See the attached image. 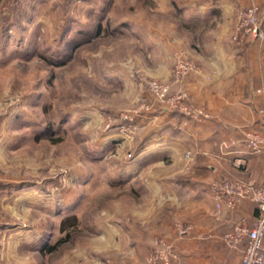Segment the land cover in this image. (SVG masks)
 Segmentation results:
<instances>
[{
	"label": "rangeland",
	"instance_id": "374dc122",
	"mask_svg": "<svg viewBox=\"0 0 264 264\" xmlns=\"http://www.w3.org/2000/svg\"><path fill=\"white\" fill-rule=\"evenodd\" d=\"M255 1L264 8V0ZM250 3L0 0V264H133L130 239L143 238L146 264H165L151 261L155 256L181 263L169 237L184 240L213 214L193 211L187 194L172 207L155 190L161 178L169 189L173 177L208 184L194 181L196 160L135 170L158 111H181L156 99L150 85L168 84V97L186 96L194 107L174 88L180 56L198 70L184 45L207 15L222 23L231 5L234 33ZM180 225L191 229L180 236Z\"/></svg>",
	"mask_w": 264,
	"mask_h": 264
},
{
	"label": "crops",
	"instance_id": "0c3cea01",
	"mask_svg": "<svg viewBox=\"0 0 264 264\" xmlns=\"http://www.w3.org/2000/svg\"><path fill=\"white\" fill-rule=\"evenodd\" d=\"M229 9L232 11L222 23L217 14L207 15V24L184 45L188 55L196 61L198 70L174 87L176 90L183 88L189 96V103L204 110L207 116L195 119L181 111H158L154 127L145 134L148 140L139 146L132 163L135 170L152 163L180 164L185 161L186 152H199L191 174L200 177L194 181L202 180L208 187L190 186L188 182L180 183L178 177H173L170 189L166 186L169 181L161 178V187L155 190L157 196L167 197L163 200L165 204L170 199L172 207H179L180 196L187 194L193 198V211L197 208L205 215L213 214L211 221L201 222H207V227L200 224L198 228L201 229H195L184 240L169 237L168 241L179 251L180 264H228L229 260H240L241 264V253L230 251L221 237L240 216L259 215L256 206L250 203H243L235 211L226 208L218 211L210 194L209 183L225 173L248 177L256 184L264 185V152L254 154L245 145L247 132L255 131L264 136V90L258 93L264 88V52L255 43L236 45L230 40L236 7L231 5ZM239 162L246 165L247 172L244 167L237 166ZM209 170L215 171V175H205L211 173ZM161 223L168 229V225ZM205 231L212 233L205 242L195 238L197 233ZM130 240L135 241L127 252L129 258L133 264H146L144 248L149 239L143 238L140 243L136 239ZM237 252L240 259L236 257Z\"/></svg>",
	"mask_w": 264,
	"mask_h": 264
},
{
	"label": "built area",
	"instance_id": "2783aa9c",
	"mask_svg": "<svg viewBox=\"0 0 264 264\" xmlns=\"http://www.w3.org/2000/svg\"><path fill=\"white\" fill-rule=\"evenodd\" d=\"M232 38L239 45L245 42L255 43L264 52V8L255 0H251L248 7L239 11ZM196 69L192 61L180 56L173 70L175 84L183 82L195 73ZM150 89L154 91L156 99L164 105L178 108L195 119L207 116L204 110L186 104V96L168 97V84L153 81ZM245 145L254 154L264 152V137L251 131L246 135ZM198 154L197 151H188L184 154V159L189 163L193 162ZM237 166L248 171L246 165L241 162ZM210 194L218 211L223 208L234 211L243 203L256 206L258 216H240L232 223L230 230L222 235L221 240L230 250L241 252V264H264V185H258L251 179L220 176L210 183ZM190 229L180 225L177 231L183 236ZM150 260L166 261L165 264H169L167 259L164 260L160 256L151 257Z\"/></svg>",
	"mask_w": 264,
	"mask_h": 264
},
{
	"label": "trees",
	"instance_id": "16d2710c",
	"mask_svg": "<svg viewBox=\"0 0 264 264\" xmlns=\"http://www.w3.org/2000/svg\"><path fill=\"white\" fill-rule=\"evenodd\" d=\"M65 239H60L56 242V245H54V247H52L50 250H54L55 247H57L58 245H60Z\"/></svg>",
	"mask_w": 264,
	"mask_h": 264
}]
</instances>
